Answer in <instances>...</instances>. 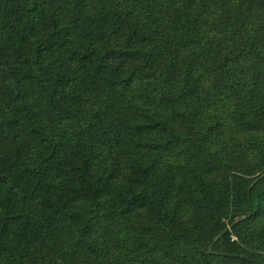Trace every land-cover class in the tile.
<instances>
[{
  "label": "trees",
  "instance_id": "obj_1",
  "mask_svg": "<svg viewBox=\"0 0 264 264\" xmlns=\"http://www.w3.org/2000/svg\"><path fill=\"white\" fill-rule=\"evenodd\" d=\"M0 264H264V0H0Z\"/></svg>",
  "mask_w": 264,
  "mask_h": 264
}]
</instances>
